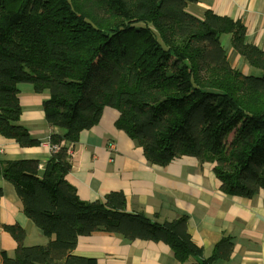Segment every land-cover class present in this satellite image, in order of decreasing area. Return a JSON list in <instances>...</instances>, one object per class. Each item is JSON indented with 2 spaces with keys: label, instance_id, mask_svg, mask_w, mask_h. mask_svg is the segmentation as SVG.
I'll list each match as a JSON object with an SVG mask.
<instances>
[{
  "label": "trees",
  "instance_id": "1",
  "mask_svg": "<svg viewBox=\"0 0 264 264\" xmlns=\"http://www.w3.org/2000/svg\"><path fill=\"white\" fill-rule=\"evenodd\" d=\"M196 1L0 0V135L22 148L41 144L20 123L19 84L45 94V120L60 133L50 137L59 151L43 171L38 160L4 161L0 154V177L50 239L27 247L20 227L3 225L18 245L14 257L0 251V264H97L73 251L81 236L100 232L162 242L178 264L229 259V239L204 258L184 216L158 222L129 213L122 192L83 201L66 179L71 144L111 108L119 112L117 129L150 164L189 156L214 165L227 195L264 191V51L246 43L240 21L189 13ZM225 34L260 75L232 68L221 45Z\"/></svg>",
  "mask_w": 264,
  "mask_h": 264
},
{
  "label": "crops",
  "instance_id": "2",
  "mask_svg": "<svg viewBox=\"0 0 264 264\" xmlns=\"http://www.w3.org/2000/svg\"><path fill=\"white\" fill-rule=\"evenodd\" d=\"M187 11L200 18L212 12L240 21L246 43L264 51V0H197L188 4ZM220 40L232 68L244 75H260L233 48L231 34L222 35ZM18 87L20 123L41 144L22 148L0 135L1 158L38 160L43 171L52 156L48 139L59 130L45 120V94H36L30 84ZM118 118V111L106 108L99 124L83 131L79 141L70 146L72 168L66 179L76 188L80 199L104 201L106 195L122 192L129 213L144 214L158 222L186 217L191 239L206 259L223 239L231 240L234 247L229 259L214 264H264V191L252 198L227 195L221 190L214 165L189 156L167 166L152 165L137 142L117 129ZM0 187V251L14 257L18 245L3 225L20 227L27 247L47 246L50 239L23 213L14 186L0 177ZM73 254L94 258L97 264H178L171 249L162 242H128L121 236L102 232L81 236Z\"/></svg>",
  "mask_w": 264,
  "mask_h": 264
},
{
  "label": "rangeland",
  "instance_id": "3",
  "mask_svg": "<svg viewBox=\"0 0 264 264\" xmlns=\"http://www.w3.org/2000/svg\"><path fill=\"white\" fill-rule=\"evenodd\" d=\"M58 133H59V132H57V133H54V132H53V133H51V135H53V134H58ZM59 134H60V133H59ZM51 135H50V137H51ZM80 135H81V134H80ZM50 137H49V139H48V140H49V144H50V146H53V145L51 144ZM4 138H5V137H4ZM35 139H36V138H35ZM54 145H55L56 147L59 146L58 144H54ZM110 147L113 148V150H114V145H113V144H110ZM70 151H71V150L68 149L69 155H70ZM114 151H115V150H114ZM70 171H71V170H70ZM68 174H69V173H68ZM76 191H77V190H76ZM77 195H78V194H77ZM7 232H8V231H7Z\"/></svg>",
  "mask_w": 264,
  "mask_h": 264
},
{
  "label": "built area",
  "instance_id": "4",
  "mask_svg": "<svg viewBox=\"0 0 264 264\" xmlns=\"http://www.w3.org/2000/svg\"><path fill=\"white\" fill-rule=\"evenodd\" d=\"M50 148H51L52 154L55 153V152H57V151H59V146L56 147L55 145H53V146H50Z\"/></svg>",
  "mask_w": 264,
  "mask_h": 264
}]
</instances>
